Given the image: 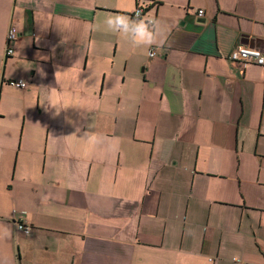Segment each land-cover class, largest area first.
Masks as SVG:
<instances>
[{"label": "crops", "instance_id": "1", "mask_svg": "<svg viewBox=\"0 0 264 264\" xmlns=\"http://www.w3.org/2000/svg\"><path fill=\"white\" fill-rule=\"evenodd\" d=\"M140 6L160 46L103 30ZM239 43L264 51V0H0V264H264V66Z\"/></svg>", "mask_w": 264, "mask_h": 264}, {"label": "clouds", "instance_id": "2", "mask_svg": "<svg viewBox=\"0 0 264 264\" xmlns=\"http://www.w3.org/2000/svg\"><path fill=\"white\" fill-rule=\"evenodd\" d=\"M103 30L117 34L129 40V42L138 49H151L152 46H160L164 38V30L161 22L154 18H142L137 16L131 18L125 15L107 16L102 23ZM101 25L93 24L92 31L99 30ZM58 73V72H57ZM52 107L57 109V114L61 108L69 105L62 101L51 103Z\"/></svg>", "mask_w": 264, "mask_h": 264}, {"label": "built area", "instance_id": "3", "mask_svg": "<svg viewBox=\"0 0 264 264\" xmlns=\"http://www.w3.org/2000/svg\"><path fill=\"white\" fill-rule=\"evenodd\" d=\"M133 18H136L137 16L139 17H146V11L145 8L140 6L138 7L134 12H133ZM198 15L203 16L204 15V10L199 9L198 10ZM147 18H153V17H147ZM18 34L14 29H9L7 33V42L9 43L12 40L17 39ZM13 49L8 45L6 49L7 55L12 54ZM150 55L153 56L155 55L154 50L150 51ZM230 59L234 62H238L241 64H248V63H253L256 65H261L264 66V51L260 47H251L248 45H245L243 43L237 44L231 54H230ZM8 83L12 86L24 88L27 86V82L24 79H11L8 81ZM17 227L24 231L25 233L30 232V228L23 222H18Z\"/></svg>", "mask_w": 264, "mask_h": 264}, {"label": "water", "instance_id": "4", "mask_svg": "<svg viewBox=\"0 0 264 264\" xmlns=\"http://www.w3.org/2000/svg\"><path fill=\"white\" fill-rule=\"evenodd\" d=\"M248 44V43H247ZM252 47H258V45L256 43H252L251 44Z\"/></svg>", "mask_w": 264, "mask_h": 264}, {"label": "trees", "instance_id": "5", "mask_svg": "<svg viewBox=\"0 0 264 264\" xmlns=\"http://www.w3.org/2000/svg\"><path fill=\"white\" fill-rule=\"evenodd\" d=\"M145 8V7H144Z\"/></svg>", "mask_w": 264, "mask_h": 264}]
</instances>
